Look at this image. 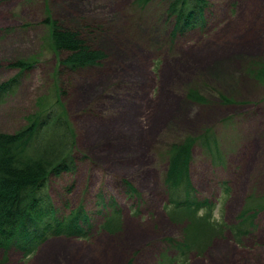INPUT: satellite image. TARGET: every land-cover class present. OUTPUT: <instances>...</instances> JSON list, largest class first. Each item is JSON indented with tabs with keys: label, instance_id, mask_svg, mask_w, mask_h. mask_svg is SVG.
<instances>
[{
	"label": "rangeland",
	"instance_id": "1",
	"mask_svg": "<svg viewBox=\"0 0 264 264\" xmlns=\"http://www.w3.org/2000/svg\"><path fill=\"white\" fill-rule=\"evenodd\" d=\"M167 1L138 8L136 0H0V84L18 73L11 63L37 61L0 97V131L26 127L39 98L60 96L76 152L73 169L51 178L48 193L58 215L83 205L93 238L51 237L29 260L10 250L2 262L0 252V264H158L165 251L171 258L164 241L181 240L184 226L163 208L166 156L209 129L217 145L191 152L194 196L221 203L224 223L235 224L246 199L264 194V83L254 77L264 64V0H205L212 6L202 26L173 38ZM46 3L61 26L105 54L99 65L59 66L44 46ZM98 195L121 209L120 232L99 229ZM255 211L243 245L230 235L214 239L188 264H264V209Z\"/></svg>",
	"mask_w": 264,
	"mask_h": 264
},
{
	"label": "trees",
	"instance_id": "2",
	"mask_svg": "<svg viewBox=\"0 0 264 264\" xmlns=\"http://www.w3.org/2000/svg\"><path fill=\"white\" fill-rule=\"evenodd\" d=\"M150 1L136 0L135 5L144 8ZM211 6L205 0H168L166 13L173 23L170 36L173 38L183 35L189 29L202 26V14ZM41 23L46 29L44 41L48 43L44 45L45 48L52 51L58 58L59 66L65 70L75 72L96 67L104 59L105 54L87 45L79 31L61 26L60 21L53 17L47 3ZM3 31L7 32L9 29ZM62 54H65L64 58ZM36 64L37 61L33 58L11 63L18 73L0 84V97L15 91L19 85V77ZM259 66L260 69L254 77L264 83V64ZM57 75L58 71L54 76L55 83ZM189 97L192 98L193 94ZM37 101L42 105L38 113L30 116L26 127L12 134L0 131L2 262H5L8 252L12 249L19 251L21 259L25 260L51 237L64 236L84 242L93 239L88 235L91 229L90 216L83 205L70 209L66 215L56 214L57 209L53 208L48 193L49 182L51 178H58L73 169L75 136L66 120L60 96L55 95L53 101L52 96L47 95ZM221 102L225 104L228 100L222 98ZM226 121L229 119L224 122ZM216 145L214 130L209 129L173 145L168 157L166 156L167 170L163 185L167 203L163 208L171 222L184 227L181 240L165 239L164 243L173 252V256L167 258L165 251L160 255L162 260L158 264H188L193 256L202 255L214 239L223 240L227 235H230L236 245H243V241L254 229L253 220L257 212L255 210L264 209V205L255 206L260 201L264 204V194L258 198L251 195L246 199L245 207L237 216L235 224L223 223L213 226L208 222L214 205L194 196L196 192L190 181L189 163L195 146L211 149ZM121 182L132 189L126 180ZM98 197L99 195L96 207L100 204L104 209V212L96 211L100 220L99 229L109 233L120 232L123 225L121 209L113 200L104 204ZM200 209H206L203 218L197 217V211ZM251 212L253 213L250 214Z\"/></svg>",
	"mask_w": 264,
	"mask_h": 264
},
{
	"label": "clouds",
	"instance_id": "3",
	"mask_svg": "<svg viewBox=\"0 0 264 264\" xmlns=\"http://www.w3.org/2000/svg\"><path fill=\"white\" fill-rule=\"evenodd\" d=\"M206 213V209H200L197 211V217L203 218ZM213 226L222 225L224 223V210L221 203H217L212 210L211 217L208 221Z\"/></svg>",
	"mask_w": 264,
	"mask_h": 264
}]
</instances>
